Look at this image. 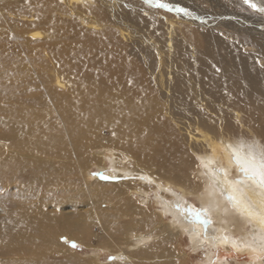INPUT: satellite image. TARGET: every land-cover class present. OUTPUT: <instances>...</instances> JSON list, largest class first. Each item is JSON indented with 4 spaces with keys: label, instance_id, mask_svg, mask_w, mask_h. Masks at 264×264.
<instances>
[{
    "label": "bare ground",
    "instance_id": "6f19581e",
    "mask_svg": "<svg viewBox=\"0 0 264 264\" xmlns=\"http://www.w3.org/2000/svg\"><path fill=\"white\" fill-rule=\"evenodd\" d=\"M137 1L150 9L158 6V9L167 10L160 14L163 19L167 18L166 21L169 19L168 24L174 25L173 31L180 36L179 40H175V46L190 51L191 56L185 52L187 58L179 69L176 65L167 69V72H171L167 87L174 97L168 88L164 94L158 90L162 89V74L161 81L155 80L154 84L152 61L151 64L147 62L150 66L147 67L150 69L148 71L139 55L135 54L134 47L117 38L116 7L119 2L128 6V3L134 4ZM161 1L23 0L21 3L19 0H0V18L14 22L11 24L14 26L21 25L20 14L28 11L31 16L26 18L28 23L24 25L36 26L46 19L53 22L55 33L57 28L65 29L57 22L59 16L69 14L72 18L68 21L75 30L71 37L77 39L75 43L59 44L68 61L53 56L61 64V70H69L77 78L75 86L69 87L68 81L58 70L53 73L51 85L43 88L39 95L40 98L60 105L58 111L63 117L60 123L47 121L44 114L52 111L40 109L43 104H38L36 96L25 100L32 103L35 110H25V107L18 105V98L24 92L23 65L2 62L0 107L4 105L6 110H0L4 112L0 117V132L6 133L5 136H0L2 141L5 140L3 150L0 148V175H3L2 171L13 170L16 164L21 163L18 155H26L28 152L40 157L46 155L54 160L61 158L60 151L52 148L49 140L40 148L30 147L32 142H27L28 136L43 137L45 130V137L54 140L57 136L58 140H63L64 133L65 136H70L74 132L76 138L82 141L81 146L89 153L90 161L101 162L106 152H114L115 159L126 161L119 166L136 175L132 185L120 190L106 189L107 192L97 197L96 204H106L107 211H111L113 215L123 211L136 213L143 226H150L155 222L154 218L161 222V234L146 232L136 235L130 241L131 251L136 250L146 255L152 252L154 245L158 247L163 244L160 241H165L168 245L182 242L184 239L181 234L184 232L192 246L197 247L203 238L201 233L206 232L211 241L218 242L219 245L214 253L205 254L204 264H216V257H222L224 252L233 249L237 255L245 254L256 260V264H264V188L241 175L244 174L243 168L252 170L264 165L254 154L253 145H249L247 153H243L237 148V136L231 138L226 135L227 129L235 131L243 128L238 133H243L245 138L254 143L256 138L261 141L264 139L263 128L257 126L258 122L264 120V89L260 88L255 71L259 69L258 73L261 70L263 72L264 67L252 60L254 55H260L264 59V11L260 13L261 10L259 12L254 9L253 12H248V8L246 11L237 8L239 13L234 15V8L216 0L212 1L214 14H209L199 9L200 6L193 0H169L170 3ZM160 3H165L168 7H161ZM261 7L264 8V5ZM211 19H223V28L228 30L259 36L261 39L251 38L257 44L254 53L241 48L237 41L223 38L214 28H210L213 39L202 36L200 27L205 23L210 24ZM146 24L152 27L148 20ZM194 31L200 37L193 34ZM125 34L128 39L124 38ZM28 35L32 42L44 39V31L40 28L32 29ZM119 35L124 38V42L134 43L130 33L121 31ZM70 45H73V52L65 53L64 49ZM68 92H72V96ZM8 98L17 100L10 101ZM26 111L31 116L43 118L38 122L29 119L28 125L25 123L20 128V124L26 119ZM222 139L230 143L232 150H228ZM40 142L42 144L43 140ZM97 146L108 149L99 152L100 157L95 158L93 155L96 151H93ZM220 146L225 151L221 156L225 160V164L221 165L223 171L217 169L216 163L219 162L215 160L219 157L217 150ZM16 147L17 149H13ZM10 149H13L11 153ZM196 151L199 154L196 155ZM234 163L240 168L238 179L242 183H236L237 179L230 176V168ZM136 178L151 180L152 184L144 186ZM172 186L178 188L183 197L170 191ZM155 188L160 189L163 197L173 193L175 200L166 202L164 198H159L161 210L157 213H148L134 204H128L134 199L132 189H138L147 195L150 189ZM229 193L233 195L235 202L228 199ZM186 195L196 196L200 205L198 213L209 215L216 224L215 227H202V221L192 214V209L185 208ZM124 201L126 205H123ZM205 208L208 210L204 211ZM22 212L17 210V230L24 226L22 219L26 213ZM166 217L171 219L169 224L164 223ZM245 223L252 225L254 234L245 233ZM228 230L245 238L234 240ZM6 232L7 230L3 238L12 235L11 231ZM7 242L14 243L16 248L12 254L15 258L10 260L8 255L1 264L34 263V256L17 247L25 248L27 242L17 240L15 236L8 238ZM117 252L125 254L132 264H150L145 257L133 260L131 256H126L124 250ZM86 260L89 264L94 263L92 257Z\"/></svg>",
    "mask_w": 264,
    "mask_h": 264
},
{
    "label": "rangeland",
    "instance_id": "374dc122",
    "mask_svg": "<svg viewBox=\"0 0 264 264\" xmlns=\"http://www.w3.org/2000/svg\"><path fill=\"white\" fill-rule=\"evenodd\" d=\"M162 1L165 3L171 2L169 0ZM178 1L185 2L184 0ZM193 1L200 6L199 9H203V12L214 14V3L212 1L215 2L216 0ZM217 1L220 4L224 2L229 7L234 8V15L239 13L236 10L237 8L245 9V11L248 8V12L249 10L253 12L255 9L260 12L261 6L264 5V0H253L256 8L246 4L244 0H242L243 2L241 0ZM19 2L23 3V0H19ZM232 2L236 3L233 4ZM138 3V1L137 3L134 2L135 5L128 3L127 6L123 2H119V6L116 7V35L120 41L134 47L135 54L139 55L141 63L146 69L149 66L148 63L151 64L152 61L151 69L153 70L151 73L154 84L155 80L161 81L160 74H162V89L158 90L164 94L166 88L169 90L167 83L170 84V79L168 80V78H170L171 72L168 71V73L167 69L174 65L179 69L185 63V58H187L185 52L190 56L191 54L190 51L182 50V48H178L180 46H175V40H179L180 36L177 35L176 31H173L175 30L174 25H169V19L166 21L167 18L163 19V15L160 14L167 12V10L158 9V6L150 9L148 3H146L148 8ZM242 4H245V7L243 5L244 8ZM232 5L234 6L232 7ZM184 8L187 7L185 6ZM260 13L263 12L261 11ZM29 16L31 14L28 11L25 14L21 13L20 21L22 23L18 26L11 25L14 22L4 17L0 18V66H2V62L23 65L24 92L18 98V105L25 107V110H35L32 103L25 100L36 96L38 104H43L40 109L52 111L44 114L47 121L49 123H60L63 119L60 111H58L60 105L40 98L39 95L43 88L51 85L53 73L58 70L68 81L69 87H74L76 84L77 78L72 75L71 71L61 70V64L57 63V59L54 60V57H60L59 60L68 61L62 54L59 44L64 42L75 43L77 41V39L75 40L71 37L75 30L71 27L68 20L72 17L69 14L60 15L57 22L65 29L58 30L57 28V31L53 33V22L46 19L36 26L24 25V23H28L26 18ZM54 16H57V14H54ZM147 20L149 24H152V27L146 24ZM222 21L223 19L221 21L211 19L209 21L210 24L205 23V25L200 27L202 36L213 39L214 35L210 32V28H214L216 29L215 32L219 33L223 38L237 41L241 48L254 53L257 44L251 38H261L256 35H246L241 33L242 31H231L223 28V23L225 22ZM236 22L238 24V21ZM219 25L220 27H218ZM77 26L79 25L77 24ZM39 28L44 31V39H41L40 42L30 41L29 31ZM121 31L130 33L134 43L124 42L123 39L128 38L126 34L122 38L119 35ZM193 34L200 35L197 31H194ZM137 35L138 37H136ZM167 43L170 45H167ZM72 46L66 47L64 52L68 51V54H71L73 52ZM70 56L72 57V55ZM149 57L153 60H150ZM252 60H256L264 67V59L260 55H254ZM191 66L192 64L190 63L189 67ZM258 70L255 69L258 82L260 88L264 89V71L262 72L261 70L258 73ZM157 88L155 87V89ZM169 92L171 94L170 90ZM68 93L69 96H72V92ZM171 96L173 95L171 94ZM8 99L10 101L17 100L16 98L14 100ZM0 110H6L5 106L2 105ZM3 115L4 112H1L0 117ZM12 117L14 118L15 116ZM41 118L43 116H31L26 111V119L20 124V128L25 123L27 126L30 122L29 119L38 122ZM257 126L262 127L264 130V120L258 122ZM65 128L68 131L69 128L67 126ZM238 130H243V128L235 131L227 129V137L237 136V141L235 140L237 148L243 153H247L248 148H250L249 145H253L254 154L260 163L264 165V139L261 141L256 138V143H254V141L245 138L243 133L239 134ZM5 133L0 132V136H5ZM44 134L45 130H43V137L28 136L27 142H32L30 147L40 148L49 140L50 146L60 151L61 158L59 160H54L46 155L40 157L28 152L26 155H18L21 163L16 164L17 166L13 170H1L3 175H0V264L4 262L8 255H10V260L15 258L12 253L16 247L13 242H7L8 238H13L14 236L17 240L28 243L25 248L17 247L20 251H25L30 256H34L33 264H89L86 258L90 257L93 259V264H107L116 261H125L126 264H132L131 260H127L125 254L117 252L122 250L126 252V256H131L133 260L145 257L147 262L148 260L150 261V264H204L205 254L207 252H215L219 243L212 242L206 232L201 233L203 238L197 247L192 246L187 239V234L184 232L181 234L184 239L182 242L168 245L165 241H160L163 244L158 245V247L154 245L152 252L146 255H142L136 250L131 251V239H134L138 234L146 232L161 234V222L158 219L156 221L154 218L155 222L151 223L150 226H143L140 216L136 213L123 211L117 215L114 212L115 215H113L111 211H107L106 204H96L97 197L101 193L107 192L106 189L116 188L120 190L134 183L136 176L134 172L131 173L129 169L119 166L126 161L115 159L113 156L114 152H106L101 162L97 160L95 162L92 159L90 161L89 153L85 151V147L81 146L82 141L76 138L74 132L70 136H65L64 133L63 140H58L57 136L54 140H51V138L45 137ZM104 135L107 134L105 133ZM41 140H43L42 144ZM222 140L227 144L228 150H232L233 147H231L230 143L226 142L225 139ZM4 143L5 140L2 141V138H0V148L2 150ZM99 147L97 146L94 149L93 152L95 153L96 151V153L94 155L91 154V156L100 157L99 152L104 151L106 148L104 146ZM13 149H17V147ZM13 149H10L9 153ZM195 153L196 155L199 154L197 151ZM217 153L219 157L215 160H218L217 162L219 163H216V167L220 170L225 164V160L221 157L225 153L222 146L218 147ZM243 155L245 156V154ZM239 174H241L240 168L234 163L230 168V176L236 180L239 178ZM241 175L244 177V174ZM119 176L122 177L117 180ZM136 179L144 186L152 184V181L148 179ZM170 191L176 193L179 197H183L182 192L174 186L170 187ZM131 193L134 194V199L129 201L128 204H134L148 211V213H157L161 210L159 198H164L166 202L175 200L173 193L168 194V197H163L159 188L150 189L147 195L138 191V189H132ZM185 197V208L192 209V214L194 216L197 215L198 220L202 221L201 225L203 228H209L212 225L213 227L216 226L209 215L198 213L200 205L196 196L186 195ZM123 205H126V202ZM19 209L23 211L22 213H26V216L22 219L24 220V226L21 230H17L19 222L16 219V214ZM170 220V217H166L164 223L169 224ZM251 227L252 225L245 223L244 231L246 234H254ZM6 230L7 232L11 231L12 235L8 238H3L2 236ZM228 231V234L234 240L245 238L241 234ZM159 234L156 235V238ZM233 250L224 252L222 257H216L215 262H220V264H256V260L249 258L247 255L245 256V254L237 255ZM119 255L120 257H118ZM217 262L216 264H218Z\"/></svg>",
    "mask_w": 264,
    "mask_h": 264
},
{
    "label": "snow or ice",
    "instance_id": "6c2138e0",
    "mask_svg": "<svg viewBox=\"0 0 264 264\" xmlns=\"http://www.w3.org/2000/svg\"><path fill=\"white\" fill-rule=\"evenodd\" d=\"M148 2H151V0H148ZM159 3L160 0H157ZM246 4H249L251 7L255 8L256 5L253 3V0H244ZM161 7H168L167 4L160 3ZM261 11H264V8L260 9ZM223 171V169H221ZM244 176L248 179L253 181L258 187L264 188V166H261L260 168H253L252 170H249V168H243L242 169ZM236 183H242L241 180L237 179ZM228 199L230 201L235 202V198L231 193L228 194ZM208 209L205 208L204 211H207ZM226 239V238H225ZM143 241H141L142 243Z\"/></svg>",
    "mask_w": 264,
    "mask_h": 264
}]
</instances>
